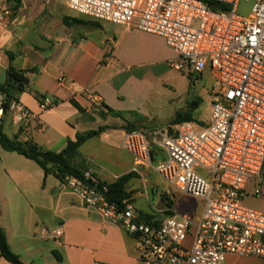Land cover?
Listing matches in <instances>:
<instances>
[{
	"label": "crops",
	"instance_id": "0c3cea01",
	"mask_svg": "<svg viewBox=\"0 0 264 264\" xmlns=\"http://www.w3.org/2000/svg\"><path fill=\"white\" fill-rule=\"evenodd\" d=\"M0 6L11 11L9 23H0V84L6 83L10 67L30 71L28 84L17 97L38 115L28 133L7 116L3 133L60 152L79 135L106 127L80 147L90 172L108 183L131 175L126 184L128 201L143 217L164 219L170 210L178 213V192L121 147L127 126L155 128L144 119L151 117L146 107L159 106L156 69L177 59L165 40L109 22H100V27L68 26L65 17L94 21L71 12L68 0H0ZM208 79L209 75L201 82ZM90 95L97 101L91 102ZM42 97H51L55 106L41 112ZM162 158L160 151L153 154L155 164ZM164 196L173 201L171 209ZM248 207L264 212V201L252 198ZM0 225L11 249L26 264L139 262L136 237L86 205L56 176H46L35 161L1 148ZM58 227L63 230L59 239L41 235L43 229ZM0 264L10 263L0 255ZM224 264H264V260L228 255Z\"/></svg>",
	"mask_w": 264,
	"mask_h": 264
},
{
	"label": "built area",
	"instance_id": "2783aa9c",
	"mask_svg": "<svg viewBox=\"0 0 264 264\" xmlns=\"http://www.w3.org/2000/svg\"><path fill=\"white\" fill-rule=\"evenodd\" d=\"M216 1L229 10L213 11L201 0L68 1L78 16L163 38L177 55L171 67L194 84L207 75L212 80L209 123L139 128L126 132L121 144L177 192L202 199L199 217L174 212L147 220L128 200L123 208L108 203L106 188L100 193L68 180L86 205L136 237L138 264H224L228 255L264 260V212L243 203L248 196L264 199V0H246L254 2L248 16L238 13L242 0ZM10 14L0 6V23L8 24ZM54 106L51 97L40 98L41 112ZM7 116L24 133L38 119L0 90V132ZM159 151L163 158L155 164ZM41 235L59 239L63 230L43 229Z\"/></svg>",
	"mask_w": 264,
	"mask_h": 264
},
{
	"label": "trees",
	"instance_id": "16d2710c",
	"mask_svg": "<svg viewBox=\"0 0 264 264\" xmlns=\"http://www.w3.org/2000/svg\"><path fill=\"white\" fill-rule=\"evenodd\" d=\"M9 2L18 3V0H8ZM203 1L211 10L213 11H228L229 6L225 3L218 2L216 0H201ZM18 7V5H15ZM64 23L68 26L75 25H92L95 27H100V21L94 20L85 21L81 18L65 17ZM30 71H17L13 67L8 70V79L6 83L0 84V90L6 93L9 99H17V94L19 91L24 90L25 86L28 84L27 74ZM198 103H192V109L196 108ZM192 113L185 115L178 114L176 118L172 121L170 128L172 126L184 123V122H194ZM107 128L102 127L96 131H89L85 134H81L77 137L75 141H68L66 147L60 152L48 151L40 147L34 142H21L16 138H10L6 136L2 129L0 132V148L9 151L16 152L19 155L24 156L27 159L35 161L44 171L45 175L56 176L60 183L65 185L71 178L77 179L83 185L89 186L88 182L93 181L95 186H99L102 189H107L104 194L105 200L114 204L119 208H123V202L130 199V194L126 191V184L131 175L121 177L115 182L108 183L100 180L96 175L90 172L91 165L86 162L80 155V147L87 140L98 137ZM127 132L134 131L136 127H126ZM90 173L91 177L87 178L86 173ZM164 200L167 203L169 209L172 208L173 201L168 197L164 196ZM166 214H173L170 210ZM147 220H153L152 216H144ZM58 259L61 257L54 252ZM0 255L10 264H26L21 260V257L16 254L10 247L6 234L0 225Z\"/></svg>",
	"mask_w": 264,
	"mask_h": 264
},
{
	"label": "rangeland",
	"instance_id": "374dc122",
	"mask_svg": "<svg viewBox=\"0 0 264 264\" xmlns=\"http://www.w3.org/2000/svg\"><path fill=\"white\" fill-rule=\"evenodd\" d=\"M253 5V1L247 2L246 0H242L239 4L238 13L242 16H248L252 11ZM156 75L158 77L159 87L155 95L159 106L158 109L146 107L151 117L144 119L145 124L154 126L155 129L166 130L170 128L172 121L178 114L185 115L188 113H192L196 124L209 123L211 118V79L194 84L193 79L187 77L167 63L156 69ZM193 102L198 103L194 109H192ZM249 190H251V187ZM169 192L171 193V191ZM252 198L264 201L262 198L248 196L243 200L246 207H248V202ZM176 211L178 213L200 216L203 211V201L200 198H194L178 192L176 193Z\"/></svg>",
	"mask_w": 264,
	"mask_h": 264
},
{
	"label": "water",
	"instance_id": "95a60500",
	"mask_svg": "<svg viewBox=\"0 0 264 264\" xmlns=\"http://www.w3.org/2000/svg\"><path fill=\"white\" fill-rule=\"evenodd\" d=\"M88 185H89L90 187L95 188L98 192L103 193V189H102L101 187H99V186H95V184H94L93 181H89V182H88Z\"/></svg>",
	"mask_w": 264,
	"mask_h": 264
}]
</instances>
